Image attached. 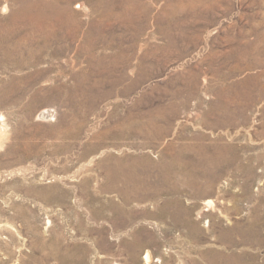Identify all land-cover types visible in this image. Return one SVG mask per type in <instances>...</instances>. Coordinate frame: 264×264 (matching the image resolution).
<instances>
[{"label":"rangeland","instance_id":"1","mask_svg":"<svg viewBox=\"0 0 264 264\" xmlns=\"http://www.w3.org/2000/svg\"><path fill=\"white\" fill-rule=\"evenodd\" d=\"M1 34L0 264H264V0H0Z\"/></svg>","mask_w":264,"mask_h":264},{"label":"bare ground","instance_id":"2","mask_svg":"<svg viewBox=\"0 0 264 264\" xmlns=\"http://www.w3.org/2000/svg\"><path fill=\"white\" fill-rule=\"evenodd\" d=\"M64 11H65V21H64V19L63 18H61L60 17V21H64L65 22V24L67 25V23H70V25H71V27L72 28H74L75 29V23H74V25H73V21L71 20V13H70V11H69V8H65L64 9ZM14 17V16H13ZM43 18H44V20L46 21V22H49V20H50V14L48 13V12H44V14H43ZM64 24V25H65ZM67 27H68V25H67ZM70 29V28H69ZM77 29V28H76ZM68 30V29H67ZM51 31V30H50ZM69 33V32H68ZM52 35V34H51ZM26 42V40H18V41H12V39H11V35H3V34H1L0 35V49H2V50H4L3 51V56H4V62H10V63H12V64H17L19 67H22V66H24V65H26L28 62H25L24 61V59H23V56H22V51H20L19 52V54H14L13 52H12V50L13 51H18V50H20V44L21 43H25ZM3 62V61H2ZM46 113V112H45ZM46 117V116H45ZM218 152V151H217ZM200 154V153H199ZM213 154V153H212ZM220 154V153H219ZM216 155V154H215ZM184 156H185V154H183V153H178L177 155H175L173 158H172V160L170 161V162H168V163H166V165H165V176L167 177V179H166V182H168L169 180H171V176H172V169L174 168V167H177L180 171H183V172H185L186 173V175L187 176H189V177H191V178H195V177H197V176H200L199 174H197V176H196V174L194 173V171H192L191 169H190V167L189 166H186L184 163H182V159H184ZM201 156V155H200ZM209 157V156H208ZM211 157H212V155H211ZM205 158V157H204ZM224 157L223 156H221V157H219V159L218 160H222L223 162H225L226 161V159H223ZM194 159H195V157H194ZM200 159V158H199ZM187 160V159H186ZM191 161V160H190ZM203 161V160H202ZM203 162H205V161H203ZM209 162V161H208ZM210 162L211 163H213L214 162V159H211L210 160ZM219 162V161H218ZM187 163V162H186ZM207 163V162H206ZM220 163V162H219ZM192 164V163H191ZM201 164V163H200ZM204 165V164H203ZM212 165V164H211ZM192 166V165H191ZM210 167V166H209ZM216 167V166H215ZM218 167V166H217ZM205 168V167H204ZM161 169V168H160ZM159 169V170H160ZM202 169V168H201ZM120 171V170H119ZM161 171V170H160ZM202 171V170H201ZM196 173H198V172H196ZM209 173V172H208ZM206 175V174H205ZM117 176V175H116ZM164 176V175H163ZM162 176V177H163ZM218 176V175H217ZM138 178V177H137ZM162 179V178H161ZM123 182V181H122ZM137 182V181H136ZM138 182H140V183H142V181H138ZM137 182V183H138ZM145 182V181H144ZM135 185V184H134ZM138 185V184H137ZM132 187H134V186H132ZM140 187V186H139ZM137 188H138V186H137ZM142 188V187H141ZM174 188V187H173ZM134 191V190H133ZM142 191V190H141ZM176 191H177V189H176ZM175 191V192H176ZM132 192V191H131ZM128 193H130V191L128 192ZM139 193V192H138ZM135 195H136V193H135ZM138 195V194H137ZM212 204V202L211 201H209L208 200V202H207V205L208 206H210ZM151 260H152V256H151V253L149 252V251H147L146 252V256L144 257V261H145V263L146 264H149L150 262H151Z\"/></svg>","mask_w":264,"mask_h":264}]
</instances>
